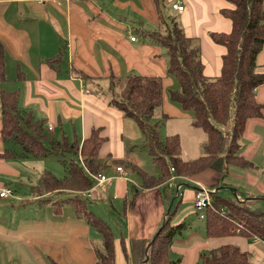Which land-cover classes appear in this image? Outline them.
I'll return each instance as SVG.
<instances>
[{
	"label": "crops",
	"instance_id": "crops-1",
	"mask_svg": "<svg viewBox=\"0 0 264 264\" xmlns=\"http://www.w3.org/2000/svg\"><path fill=\"white\" fill-rule=\"evenodd\" d=\"M167 1H180L184 5L183 10L172 9L180 13L186 35L198 42L205 75L219 76L227 48L215 42L211 32L232 31L233 22L222 13V9H233L235 5L228 0ZM108 2L112 4L107 5ZM129 7L134 9L135 18L146 16L157 27L145 35L167 29L168 19L162 24L165 18L154 0H0V42L6 75L0 88L16 91L19 108L31 112L57 140L67 136L81 146L94 129L99 130L105 138L99 149L103 163L99 173L107 176V180L100 183L95 178L98 173L88 170L81 161V155L70 154L68 159L78 160L91 179L92 187L83 191L63 190L68 196L57 200L50 196L63 191L36 192L40 174L48 170L44 165L48 156L6 154L14 150L21 152L22 149L18 143L14 145V141L3 136L0 103V191L4 187L12 190L10 195L0 196V264H97L94 243L102 242L101 234L73 204L61 203L68 197L85 200L88 210L96 215L99 214L92 208L105 207L106 218L99 216L110 224L117 242L124 238L128 246L134 239H151L169 213H172L170 219L173 224L184 223L195 214L204 221L205 236L202 233L203 243L194 253V263H198L202 252L228 243L249 252L250 264H264L262 237L239 233L240 227L234 234L209 236L206 212L202 218L196 207L199 216L191 204L184 206L186 200L191 196L194 198L195 192L187 188L181 192L189 184L194 185V190L202 185L215 188L214 193L218 196L241 201L246 199L253 208H260L258 205L264 202V83L255 89V99L263 106L262 113L247 119L240 140L239 155L253 165L250 168L229 165L241 170L236 171L240 174L245 171V175L239 179L229 175L230 180L224 182L225 176L222 177L220 171L206 169L189 177L174 175L168 182L143 188L141 172L158 176L160 171L147 148L137 150L131 147L142 137L140 126L110 106L108 101L111 97L101 98L104 91L100 85L94 93L88 82L104 79L110 82L112 75L120 77L129 73L161 77L164 100L160 115L170 127L172 124L181 125L172 127L168 135H180L182 158L199 157L203 153L206 136L201 128L192 125V113L170 101L169 89L175 88L177 81L167 71L166 49L157 43H141L136 35L132 40L134 34L129 36L131 31L127 28L125 16ZM138 23L141 22L138 20ZM256 65L257 72H264V46L257 56ZM49 125L52 130L48 129ZM57 133L61 138L52 135ZM30 165H35L36 175L33 177L30 176ZM110 166L114 168L111 171ZM117 166H122L124 172L118 171ZM95 185H101L99 192L93 189ZM94 191L102 199L97 206H90ZM118 199L121 200L119 204L114 202ZM169 204L171 209L168 213L165 207ZM221 209L228 215V208L219 207ZM186 241L189 243L184 245V249L194 247L191 241L195 239ZM117 258L126 264V256L119 246Z\"/></svg>",
	"mask_w": 264,
	"mask_h": 264
},
{
	"label": "trees",
	"instance_id": "trees-1",
	"mask_svg": "<svg viewBox=\"0 0 264 264\" xmlns=\"http://www.w3.org/2000/svg\"><path fill=\"white\" fill-rule=\"evenodd\" d=\"M154 1L159 13H162L164 0ZM228 1L235 8L222 9V13L232 20V31L211 32L213 40L227 48L223 55L221 74L217 77L205 75L197 40L187 36L173 16L166 23L165 34H150L166 49L169 60L167 71L177 81V86L169 89L170 100L179 104L183 110L190 111L192 125L205 133L206 142L199 157L184 160L181 156L180 135L161 138L158 131L160 124L151 123L164 100L161 77L129 73L123 77L112 75L109 78L112 91L109 105L122 111L125 117L133 119L143 133L147 132L146 148L160 171L158 176L141 172L143 188L168 182L174 175L189 177L206 169H216L224 177L231 164L242 168L253 165L239 155V149L247 119L261 115L263 108L255 99V89L264 83V72L256 70L257 56L264 46V0ZM3 51L0 42V84L6 79ZM17 96L16 91L0 88L3 136L18 143L22 149L21 152H6L7 155H81V161L90 172H100L103 163L99 158V149L105 138L99 130L94 129L81 146L77 141H70L67 136L57 140L31 112L19 108ZM62 162L66 174L57 177L49 170L43 171L36 192L83 191L92 187L91 179L78 160L64 158ZM213 196L214 207L205 211L206 232L209 236L234 234L240 227L239 233L264 239V207L253 208L248 201L218 196L216 193ZM64 202L73 204L78 213L101 234L102 246L96 250L97 264H122L117 258L118 246L126 256V264H176L177 261L169 255V249L173 235L181 231L184 223H171L172 213L165 215L159 230L151 239H134L128 246L124 238L117 242L110 224L88 210L85 200L68 197L61 201ZM127 207L126 203L125 212ZM219 207L228 208V215H221ZM250 261L249 252L227 243L202 252L197 264H250Z\"/></svg>",
	"mask_w": 264,
	"mask_h": 264
},
{
	"label": "rangeland",
	"instance_id": "rangeland-1",
	"mask_svg": "<svg viewBox=\"0 0 264 264\" xmlns=\"http://www.w3.org/2000/svg\"><path fill=\"white\" fill-rule=\"evenodd\" d=\"M97 3H99V2H97ZM111 4H112L111 2L107 3V5H111ZM171 6H172L171 3H169L167 0H164L163 15H164L165 19H162V24H163V20H167L168 19L167 21L169 22L170 16H173L181 24L180 13L179 12L175 13ZM125 13H126V15H125L126 16V20H127V23H128V27L127 28L131 31V33H129V36L131 34H134V36L136 35L138 37V39H139V41L141 43H144V42L154 43V44L157 43L158 45L162 46L157 41H155L152 36L145 35V33L148 32V30H157V27L154 25V23H152L149 20L148 17L141 16L139 19L135 18L134 15L136 13H135V11H134V9L132 7L127 8ZM138 20L141 23H138ZM127 28H126V31L128 30ZM164 30L160 29V32L164 31ZM165 32H166V30H165ZM162 33H164V32H162ZM162 49H165V48L162 46ZM166 57L168 58L167 54H166ZM120 77H123V76H120ZM87 84H88V86H90V88L92 89V91L94 93H96V90L98 88L97 85H100L101 88H103V91H104V93L100 94L102 99H106V98H108V96L111 97L112 91L109 88V86H110V82L109 81L104 79L103 81H100V80L96 81V82L91 81V82H88ZM118 89L119 88H116V90H118ZM171 102L173 104L177 105L179 108H181L179 104H177V103H175L173 101H171ZM188 112H190V111H188ZM155 122H158L161 125L159 127V133H160V137L161 138H164L166 135L170 134V132L172 130V127H174L175 125L181 126L180 124H175V125L172 124L171 125L172 127H170L169 124H168L169 122L166 121L164 118L162 119V117L160 115V109L157 110V112L155 113L154 117L152 118L151 123L154 124ZM141 133H142V137L140 139H138V141H136L137 143H134V145L131 146V147H134L137 150H139L140 147H145L146 148V145L148 143L147 132L143 133V131L141 130ZM52 135L54 137H56V138H61L58 133L57 134H52ZM140 143H142V144L140 145ZM14 145H18V144H16L14 142ZM131 147L129 146V148H131ZM70 156H71L70 154H64L62 156H58V155L54 154V155L48 156L47 158L44 159V165L47 167V169L49 171L54 173L57 177H62L65 174V166H64L62 160L64 158L68 159V158H70ZM32 159H37V161H43L42 159H38V158H32ZM33 166H35V165H30V170H32V172L30 173L31 177L36 175V172H34L36 170L34 169ZM113 169L114 168L112 166H110V170L109 171H111ZM232 169H233V167H229L227 169V173L225 175V181L224 182H228L230 180V176L229 175H231L232 178L239 179V178H241L242 174L245 175V173H246L245 171H243L240 174V172H236V171H241V170H239V169H233L232 170ZM134 176L136 177V175H134ZM104 187H106V186H104ZM193 187H194V185H190L189 184V186L184 187L181 190V192L185 191V189L187 188V189H190L191 191H194L196 193V190H194ZM100 188H101V185L100 186L95 185L93 189L96 190L97 192H99ZM96 191L92 192V196L93 195L94 196L92 198H90V203H89L90 206L91 205L97 206L101 202L100 200L102 199V197L100 195H98V193ZM172 191L174 192V190H172ZM231 195L234 196L233 193ZM67 196H68V193L63 191V192L53 193L52 196H50V197L52 198V200H57L59 198H65ZM194 197H195V194H194ZM168 198H169V202H170V197H168ZM190 198L191 199H188V200L185 201L184 206L191 204L193 206V208H194V212H196L195 204H194L195 203V199L192 196ZM174 199H175V196L173 197L172 202L174 201ZM118 200H115L114 202L119 204V202L121 200L120 199H118ZM258 206L259 207H263L264 206V202L261 201ZM95 208H92V209L95 210L97 212V214L101 215L104 218L105 214H106L105 213V209H104L105 207L102 208V209H98L99 211L97 209H95ZM169 209H171V205L170 204L165 207V211L167 212V211H169ZM188 210L189 209H187V211ZM196 214L199 216V214L197 212H196ZM184 223H185V226L181 229V231L177 232L172 237V243L170 245L169 255H170V257L172 259L177 261L176 264H196V263H194V253L198 249L199 245H201L203 243L202 242V233L205 236L204 221L201 218L197 217L195 214H193L189 218H187ZM92 230L94 231L95 235H98V233H97V231L95 229H92ZM188 238L195 239V241H191V244H193L194 247L189 249V250H186V249H184L185 248L184 245L189 243V242L186 241ZM101 245H102L101 240L99 242L95 241V243H94V246L97 249L101 248ZM119 261L124 263L123 259H119Z\"/></svg>",
	"mask_w": 264,
	"mask_h": 264
},
{
	"label": "built area",
	"instance_id": "built-area-1",
	"mask_svg": "<svg viewBox=\"0 0 264 264\" xmlns=\"http://www.w3.org/2000/svg\"><path fill=\"white\" fill-rule=\"evenodd\" d=\"M40 1H43V0H40ZM171 5H172V8L175 10H183L184 8V5H182L180 1H173ZM131 39L135 40L136 36H131ZM48 129L52 130L53 127L49 125ZM117 170L124 172V169L122 166H117ZM95 178L98 179L100 183L107 180V176L102 173L96 174ZM214 192H215V188L205 187L202 185L196 188L194 204H195L196 209L200 212V217L204 218L206 209L213 206V193ZM11 193H12V190L10 188L4 187L0 191V196L5 197V196L10 195ZM220 212L221 214L225 216L227 215V212L223 209H221Z\"/></svg>",
	"mask_w": 264,
	"mask_h": 264
},
{
	"label": "water",
	"instance_id": "water-1",
	"mask_svg": "<svg viewBox=\"0 0 264 264\" xmlns=\"http://www.w3.org/2000/svg\"><path fill=\"white\" fill-rule=\"evenodd\" d=\"M233 190H235L234 188H233ZM236 195V194H235ZM246 199H244V200H242V201H245ZM168 213L170 212V209H169V211H167ZM152 242H153V239L150 241V243L148 244V246H147V248H146V253L148 252V248H149V246L152 244ZM148 257V256H147ZM146 257V258H147Z\"/></svg>",
	"mask_w": 264,
	"mask_h": 264
}]
</instances>
